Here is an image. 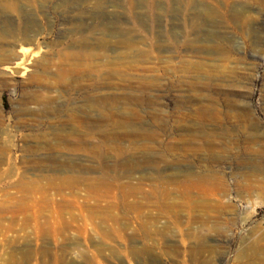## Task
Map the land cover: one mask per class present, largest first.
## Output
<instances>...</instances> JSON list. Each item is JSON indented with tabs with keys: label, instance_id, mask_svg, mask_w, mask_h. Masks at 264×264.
Here are the masks:
<instances>
[{
	"label": "rangeland",
	"instance_id": "374dc122",
	"mask_svg": "<svg viewBox=\"0 0 264 264\" xmlns=\"http://www.w3.org/2000/svg\"><path fill=\"white\" fill-rule=\"evenodd\" d=\"M257 244L264 0H0V264H258Z\"/></svg>",
	"mask_w": 264,
	"mask_h": 264
},
{
	"label": "bare ground",
	"instance_id": "6f19581e",
	"mask_svg": "<svg viewBox=\"0 0 264 264\" xmlns=\"http://www.w3.org/2000/svg\"><path fill=\"white\" fill-rule=\"evenodd\" d=\"M12 67V65L11 66H8V70H10V68ZM20 68H21V66H20ZM24 68V67H23ZM17 69V68H16ZM13 70V72L15 71V72H22L23 71V69H21V70ZM19 69V68H18ZM12 70V69H11ZM25 71V70H24ZM205 177V176H204ZM190 196V195H189ZM191 197H193L192 195H191ZM197 199V198H196ZM195 201V200H194ZM193 202V201H192ZM180 204V203H179ZM203 206V205H202ZM176 207H178V206H176ZM205 208V207H204ZM179 209V208H178ZM181 210V209H180ZM205 210V209H204ZM207 210H208V208H207ZM175 212V211H174ZM173 212V213H174ZM176 214V213H175ZM177 218V217H176ZM179 219V218H178ZM180 220H181V218H180ZM175 221V220H174ZM178 221V220H177ZM253 246V245H252ZM253 251L255 252V253H259V255L261 254V252L263 253V257L260 259V261H259V263L258 264H264V247H262L261 245H259V244H257V245H255L254 246V249H253ZM261 251V252H260ZM257 255V254H256Z\"/></svg>",
	"mask_w": 264,
	"mask_h": 264
}]
</instances>
